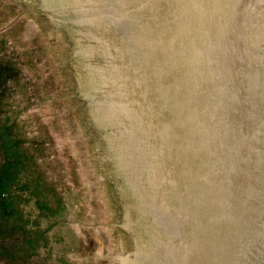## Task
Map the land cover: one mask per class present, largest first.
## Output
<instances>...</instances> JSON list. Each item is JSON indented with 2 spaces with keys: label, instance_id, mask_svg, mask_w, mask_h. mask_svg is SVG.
<instances>
[{
  "label": "water",
  "instance_id": "obj_1",
  "mask_svg": "<svg viewBox=\"0 0 264 264\" xmlns=\"http://www.w3.org/2000/svg\"><path fill=\"white\" fill-rule=\"evenodd\" d=\"M93 131L119 264H264V0H30ZM67 30L72 48L48 30Z\"/></svg>",
  "mask_w": 264,
  "mask_h": 264
},
{
  "label": "rangeland",
  "instance_id": "obj_2",
  "mask_svg": "<svg viewBox=\"0 0 264 264\" xmlns=\"http://www.w3.org/2000/svg\"><path fill=\"white\" fill-rule=\"evenodd\" d=\"M48 32L72 48L67 30ZM80 108L72 104L70 66L30 0H0V168L12 154L22 165L16 180L32 186L17 207L22 216L9 222H25L37 247L21 264H119L115 256H124L112 184Z\"/></svg>",
  "mask_w": 264,
  "mask_h": 264
},
{
  "label": "trees",
  "instance_id": "obj_3",
  "mask_svg": "<svg viewBox=\"0 0 264 264\" xmlns=\"http://www.w3.org/2000/svg\"><path fill=\"white\" fill-rule=\"evenodd\" d=\"M11 155L9 153L6 155L7 159L0 168V263L21 264L35 254L34 250L37 247H31L32 243H30L34 232L26 229L25 222L16 226V223L12 224L9 221L22 216V211L17 207L22 203L21 200L27 202L26 189L29 190L32 186L16 180L19 173L17 169L22 168V165L16 163V157ZM10 188H13L15 194L10 193ZM52 214L54 215V211ZM18 230H21L20 234ZM25 245L31 249H24ZM35 246H38V243Z\"/></svg>",
  "mask_w": 264,
  "mask_h": 264
}]
</instances>
